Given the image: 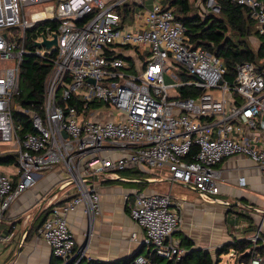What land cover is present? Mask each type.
Returning a JSON list of instances; mask_svg holds the SVG:
<instances>
[{
    "label": "built area",
    "instance_id": "built-area-1",
    "mask_svg": "<svg viewBox=\"0 0 264 264\" xmlns=\"http://www.w3.org/2000/svg\"><path fill=\"white\" fill-rule=\"evenodd\" d=\"M127 1L0 0V143H13L17 157L15 175L0 172V245L12 238L1 232L10 205L36 185L40 171L54 165L65 171L63 186L74 184L77 192L50 207L36 237L62 264L84 258L67 216L79 206L89 219L100 214V195L89 178L126 181L120 173L127 169H161L171 183L218 202L217 167L226 159L244 156L264 177V70L241 62L234 80H226L223 62L192 47L162 0L136 12L130 23L119 11ZM221 1L197 0L201 17L218 15ZM231 2L247 8L258 34H264L263 2ZM44 22L55 27L37 32L34 47L54 37L56 45L47 49L53 58L34 52L52 64L43 87V116L23 110L35 133L21 138L12 99L19 93L20 62L29 52L26 32ZM238 185L245 187V178ZM129 215L144 230L148 250L163 260H180L182 250L167 242L182 224L180 203L169 192H135ZM248 241L254 249L262 240L257 233ZM262 261L252 251L249 264ZM133 264L151 260L138 255Z\"/></svg>",
    "mask_w": 264,
    "mask_h": 264
},
{
    "label": "crops",
    "instance_id": "crops-1",
    "mask_svg": "<svg viewBox=\"0 0 264 264\" xmlns=\"http://www.w3.org/2000/svg\"><path fill=\"white\" fill-rule=\"evenodd\" d=\"M130 2L137 4L133 18L143 5L140 0ZM10 168L12 166L0 167V172L7 176L15 175L17 170L8 173ZM217 171L220 175L219 194L214 199L220 202L203 201L191 187L168 181V175L161 169H127L120 173L126 181H98L92 177L88 185L97 187L100 214L89 219L84 207L79 206L67 216L76 249H82L87 260L105 263L121 261L136 254L146 256L145 232L129 215V205L137 191L169 192L172 200L180 203L182 224L167 242L177 245L183 254L197 249L213 254L234 238L248 240L257 233L264 241V227L261 230L264 217H261V222L258 217V223L254 218L252 222L247 220L250 216L255 217L253 213L264 215L256 197V194H264V177L256 165L244 156H234L220 163ZM136 172L140 177H130V173ZM65 176L61 165L40 171L36 185L10 205L1 224V232L11 234L12 238L9 243L0 245L3 247L2 264H50L56 258L50 246L36 237V230L46 216L45 211L52 206L63 205L75 196L77 189L74 184L63 186ZM240 177L245 178V187L238 185ZM233 259L235 264V257Z\"/></svg>",
    "mask_w": 264,
    "mask_h": 264
},
{
    "label": "trees",
    "instance_id": "trees-1",
    "mask_svg": "<svg viewBox=\"0 0 264 264\" xmlns=\"http://www.w3.org/2000/svg\"><path fill=\"white\" fill-rule=\"evenodd\" d=\"M196 1L162 0V4L166 9L171 8L174 10L176 19L183 25L185 35L192 47L201 48L218 57L227 70L225 79L228 81L234 80L235 66L241 62H250L259 71L264 70V34H258L256 24L250 18L248 9L236 2H231V0H222L218 15H209L202 18L200 8L196 6ZM259 1L264 3V0ZM136 5L130 2L119 8L125 21H132ZM47 26L55 27L53 23L44 22L26 32L27 46L25 49L29 52L23 55L20 62V91L15 96L13 105L15 109L12 110L13 122L18 123L20 128L18 134L21 138L26 134L35 133L30 117L22 111L43 116V87L45 79L51 71L52 64L49 59H43L34 54L33 39L37 32ZM252 39L258 42L257 47L252 45ZM53 56L54 54L50 55V58H53ZM193 154H195V149L191 152V155ZM8 166H17V157L14 151L0 152V167ZM137 173H130V177H140ZM49 211L50 209L45 211L46 216ZM46 216L43 217L42 222ZM252 251L262 256L263 261L261 264H264L262 241H259L253 249L252 243L247 239L237 240L235 238L217 248L213 254L197 249L185 253L179 261H167L155 256L154 253L148 250L146 257L151 260V264H159L160 261H166V264H219L222 256L234 253L235 263L249 264ZM137 255L111 263L83 258L78 264H133ZM60 262L61 260L54 258L50 264H62Z\"/></svg>",
    "mask_w": 264,
    "mask_h": 264
},
{
    "label": "rangeland",
    "instance_id": "rangeland-1",
    "mask_svg": "<svg viewBox=\"0 0 264 264\" xmlns=\"http://www.w3.org/2000/svg\"><path fill=\"white\" fill-rule=\"evenodd\" d=\"M140 1L143 3V8H141V10H150L152 8L153 0H140ZM128 3H130V1H128ZM136 7H137V5H136ZM251 43H252V45L254 47L258 46V42L255 39H252ZM35 50H38V51H40L42 53H45V54L48 53L50 55L49 51H47V48L36 47ZM165 81L167 83L171 82V80L168 77H165ZM19 91H20V85H19ZM14 102H15V97L12 99V105H11L12 110L15 109V108H13ZM14 123H15L14 126H15L17 132H19L20 128L18 126V123L17 122H14ZM12 147H13V143H11V142L10 143H0V151L1 152H12L13 151ZM16 170H17V166H12V168H10L8 173H12V172L15 173ZM65 177H67V176H65ZM158 194H164V193H158ZM263 195H264L263 193L258 194V195L256 194V197L259 199L258 201L262 205L260 207H262L263 210H264V196ZM253 216H255V217H251L250 216L249 218H247V220L252 222V220L254 218V220L257 221V223H258V221H259L258 217L259 218H261L262 216L264 217V215L262 213L261 214L260 213H253ZM262 218L260 219V222H261ZM263 227H264V223H263V225L261 227V230L263 229ZM1 247L2 246H0V264H2L1 260L3 258V252L1 251V249L3 247L2 248ZM159 264H166V261H160ZM219 264H234V259L230 256V254L229 255H225V256H222L221 262Z\"/></svg>",
    "mask_w": 264,
    "mask_h": 264
},
{
    "label": "water",
    "instance_id": "water-1",
    "mask_svg": "<svg viewBox=\"0 0 264 264\" xmlns=\"http://www.w3.org/2000/svg\"><path fill=\"white\" fill-rule=\"evenodd\" d=\"M55 45H56L55 37L52 41H44L42 43L35 44L36 47L44 46L47 49H49L51 46H55ZM88 180H91V178H89Z\"/></svg>",
    "mask_w": 264,
    "mask_h": 264
}]
</instances>
